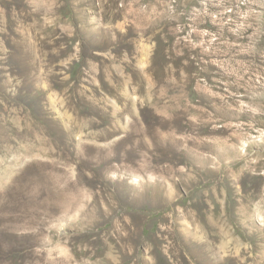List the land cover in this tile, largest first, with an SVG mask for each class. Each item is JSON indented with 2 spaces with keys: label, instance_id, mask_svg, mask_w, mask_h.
<instances>
[{
  "label": "rangeland",
  "instance_id": "1",
  "mask_svg": "<svg viewBox=\"0 0 264 264\" xmlns=\"http://www.w3.org/2000/svg\"><path fill=\"white\" fill-rule=\"evenodd\" d=\"M0 264H264V0H0Z\"/></svg>",
  "mask_w": 264,
  "mask_h": 264
}]
</instances>
